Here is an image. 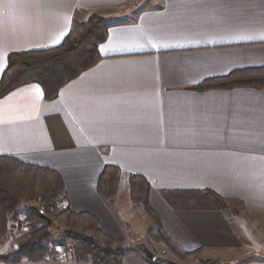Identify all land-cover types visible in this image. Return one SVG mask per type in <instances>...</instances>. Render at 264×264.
Returning a JSON list of instances; mask_svg holds the SVG:
<instances>
[{
	"label": "crops",
	"instance_id": "crops-1",
	"mask_svg": "<svg viewBox=\"0 0 264 264\" xmlns=\"http://www.w3.org/2000/svg\"><path fill=\"white\" fill-rule=\"evenodd\" d=\"M91 16L107 25L100 61L53 100L37 84L1 97L0 156L57 172L61 206L94 215L115 246L126 240L119 226L129 221L115 214L130 206L127 179L140 175L182 249L257 253L239 264H264V90L196 89L264 67V0H0V77L10 53L57 47ZM106 165L123 178L113 202L96 190ZM207 191L239 204L170 202ZM123 251V264H153ZM47 261L21 264H85Z\"/></svg>",
	"mask_w": 264,
	"mask_h": 264
},
{
	"label": "trees",
	"instance_id": "trees-1",
	"mask_svg": "<svg viewBox=\"0 0 264 264\" xmlns=\"http://www.w3.org/2000/svg\"><path fill=\"white\" fill-rule=\"evenodd\" d=\"M106 38V24L100 17L91 16L76 25L57 47L10 53L6 69L0 77V98L19 87L37 84L45 100L55 99L67 83L100 61L99 46ZM236 87L264 90V67L239 70L224 78L206 80L196 89ZM120 176L119 167L112 165L104 166L99 174L96 190L107 202L115 199ZM128 188L130 200L145 217V237L149 243L161 245L172 260L179 264L192 259L200 264L207 263L198 258L202 249L185 251L163 226L149 204L150 188L144 177L130 175ZM190 194H176L178 197L170 200L172 206L181 209H228L226 201L212 191ZM65 198V185L57 172L23 163L13 157L0 156V240L8 235L9 219L16 209L19 206L31 209L26 217L30 224L15 238L17 248L14 255H0V262L41 263L49 259L47 245L51 225L40 218L39 212L42 211L47 219L56 224L65 245L70 246V259L73 261L85 264H123L126 252L115 249L114 240L102 231L94 215L75 212L69 207L58 208L59 202Z\"/></svg>",
	"mask_w": 264,
	"mask_h": 264
},
{
	"label": "rangeland",
	"instance_id": "rangeland-1",
	"mask_svg": "<svg viewBox=\"0 0 264 264\" xmlns=\"http://www.w3.org/2000/svg\"><path fill=\"white\" fill-rule=\"evenodd\" d=\"M88 20V19H87ZM103 20V19H102ZM104 22V20H103ZM105 23V22H104ZM106 24V23H105ZM107 26V25H106ZM127 178V177H126ZM122 173L120 176L119 180V185L117 189V194L116 197L122 193L123 185H122ZM128 183V179H127ZM128 197L126 196V208H124V212L122 214H115L117 219V223L119 225L123 224L121 221V217L124 216L127 218L126 224L124 223L120 227V232L126 236V240L124 242H119L116 244L115 249L123 251V250H136L138 251L134 245L136 243H145L146 246L149 248V250L157 253L160 256H165L167 258H171L166 250L161 246L157 244H152L149 243L148 239L145 237L146 233V226H145V217L140 214L138 207L130 200L129 196V188L127 191ZM221 197V196H220ZM63 202V201H61ZM59 202L58 208L62 209L63 207L61 206L62 203ZM128 203V204H127ZM226 204L228 208L236 209L237 205L239 204L237 200L233 201H226ZM119 206H123L122 203L119 204ZM70 209V208H69ZM31 209L24 207V206H19L15 213L12 214V216L9 219V232L8 235L0 240V255H14L15 250L17 248V244L15 242V238L20 235L23 230H25L26 226L30 224L29 221H27L26 217L27 214L29 213ZM50 222L51 225L50 228V236L48 239L49 245L48 246V252L50 257H57L58 253H61L63 251H66L70 248V246L65 245L63 238L61 236L60 231L58 230L56 224ZM130 242H134L132 245ZM71 249V248H70ZM3 253V254H2ZM72 252L69 255V258L71 257ZM250 257H254L255 259H260L262 258L261 255L257 253L253 254H248L242 251H202L200 255L198 256L199 259H201L204 262H207L206 264H239ZM172 259V258H171ZM24 262V261H23ZM27 262V261H26ZM48 261L45 260V263ZM196 260H188V261H183L181 264H195ZM21 264V263H20Z\"/></svg>",
	"mask_w": 264,
	"mask_h": 264
},
{
	"label": "water",
	"instance_id": "water-1",
	"mask_svg": "<svg viewBox=\"0 0 264 264\" xmlns=\"http://www.w3.org/2000/svg\"><path fill=\"white\" fill-rule=\"evenodd\" d=\"M39 216L42 220L46 221L47 224H50L51 221L45 217L42 211L39 212ZM134 247L144 256L146 260L153 264H179L170 258L153 253L151 250H149L145 243H136ZM195 264L200 263L196 262Z\"/></svg>",
	"mask_w": 264,
	"mask_h": 264
},
{
	"label": "built area",
	"instance_id": "built-area-1",
	"mask_svg": "<svg viewBox=\"0 0 264 264\" xmlns=\"http://www.w3.org/2000/svg\"><path fill=\"white\" fill-rule=\"evenodd\" d=\"M71 252H72V250L69 248V249L66 250V251H63V252H61V253H58L57 258H58L59 260H61V261H65V260H67V258H69V255H70ZM47 260H48V259H47Z\"/></svg>",
	"mask_w": 264,
	"mask_h": 264
}]
</instances>
